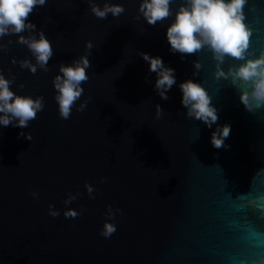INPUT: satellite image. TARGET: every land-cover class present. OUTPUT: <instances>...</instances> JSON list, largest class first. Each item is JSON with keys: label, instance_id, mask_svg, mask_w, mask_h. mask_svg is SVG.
<instances>
[{"label": "water", "instance_id": "water-1", "mask_svg": "<svg viewBox=\"0 0 264 264\" xmlns=\"http://www.w3.org/2000/svg\"><path fill=\"white\" fill-rule=\"evenodd\" d=\"M112 2L126 9L119 18L97 19L87 0H48L35 9L30 22L54 49L49 72L33 75L13 65V57L35 60L15 43L18 37L0 41H13L0 52V71L16 78L12 90L45 99L28 128L0 126V264H264V109L248 112L230 80L215 79L209 52L172 53L171 19L152 27L135 19L140 0ZM178 6L179 0L172 5ZM244 11L251 49L259 55L264 0H247ZM87 41L93 43L90 79L72 117L63 120L52 80L61 63L86 53ZM140 52L175 69L168 100L155 90L156 74ZM197 60L203 67L194 76ZM189 79L209 92L218 124L231 125L228 147L212 146L217 125L209 129L186 118L179 84ZM157 105L164 110L160 119ZM21 131L33 140L19 137ZM86 182L97 189L95 199ZM69 193L79 195L67 207L85 210L75 219L63 215ZM49 204L59 217L48 215ZM108 205L123 214L112 221L117 232L105 239L99 233Z\"/></svg>", "mask_w": 264, "mask_h": 264}, {"label": "clouds", "instance_id": "clouds-1", "mask_svg": "<svg viewBox=\"0 0 264 264\" xmlns=\"http://www.w3.org/2000/svg\"><path fill=\"white\" fill-rule=\"evenodd\" d=\"M48 0H0V41L4 37L16 36L15 43L26 46L32 59L24 58L19 61L13 57L11 63L19 64L21 69H27L33 75L38 70L51 71L49 61L54 55L52 42L46 37L43 30L37 31L36 25L30 22V15L37 7L46 6ZM178 0H140L137 21L143 18L148 25L156 27L163 25L171 19L167 27L166 36L172 53H179L181 57L194 56L202 51L211 54L215 62L214 77L230 80L239 92L240 102L250 113L264 109V51L259 55L251 49L252 31L245 23V7L247 0H179V6L175 10L172 5ZM89 11L99 20L122 16L126 9L121 3L112 0H87ZM27 33V34H25ZM7 44L0 43V52L8 50ZM92 41L86 42V53L70 65L61 63L58 74L53 77L52 83L56 91L55 101L58 104L59 116L63 120L72 117V110L76 102L84 93L83 84L90 79L88 69L91 67L89 56L92 54ZM139 55L150 65V73L156 74L155 90L158 95L168 100L167 93L176 85L175 69L165 65L159 56H151L140 52ZM235 61L229 65L227 71L223 65L227 61ZM194 76L202 69V63L193 61ZM15 76L6 78L0 71V126H13L20 129L29 127L30 122L37 119L38 113L45 108L43 96L33 98L31 95H19L12 90ZM23 89L25 84H20ZM182 92V106L187 110L186 118L194 119L205 124L209 129L217 125L211 135V144L214 148H226V139L231 134V125H219L218 109L212 103V97L206 88L192 79L179 84ZM91 97L84 100L76 108L77 112H83ZM164 110L160 105L156 106V118L163 116ZM19 137L32 141L31 132L21 131ZM107 177L101 178V183L106 182ZM90 199H95L97 189L90 183H85ZM32 197L39 199L37 192L31 193ZM79 194L69 193L63 201L66 210L63 215L66 219H75L82 216L84 209L77 211L67 207L78 199ZM117 214H123L120 208L108 205L105 216L107 217L100 235L105 239L111 238L117 232L115 221ZM48 215L57 218L60 211L53 204L48 206Z\"/></svg>", "mask_w": 264, "mask_h": 264}]
</instances>
